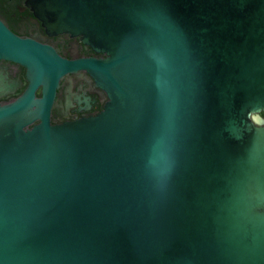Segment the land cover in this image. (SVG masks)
I'll list each match as a JSON object with an SVG mask.
<instances>
[{
    "label": "water",
    "instance_id": "1",
    "mask_svg": "<svg viewBox=\"0 0 264 264\" xmlns=\"http://www.w3.org/2000/svg\"><path fill=\"white\" fill-rule=\"evenodd\" d=\"M36 12L106 57L64 59L0 18V57L30 81L0 106V264H264V0ZM80 69L108 101L54 123Z\"/></svg>",
    "mask_w": 264,
    "mask_h": 264
},
{
    "label": "flooded vegetation",
    "instance_id": "2",
    "mask_svg": "<svg viewBox=\"0 0 264 264\" xmlns=\"http://www.w3.org/2000/svg\"><path fill=\"white\" fill-rule=\"evenodd\" d=\"M0 18L22 39L52 47L64 59L104 58L80 36L50 33L36 12V0H0ZM30 85L28 69L21 63L0 57V106L19 98ZM42 96V87L37 89ZM108 95L85 69L66 73L59 82L52 121L62 123L96 115L104 109ZM264 118V113L261 114Z\"/></svg>",
    "mask_w": 264,
    "mask_h": 264
}]
</instances>
